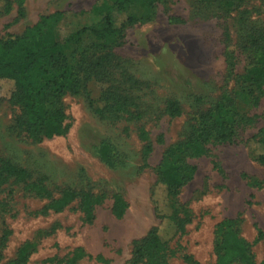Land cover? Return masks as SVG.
Masks as SVG:
<instances>
[{"label": "rangeland", "instance_id": "rangeland-1", "mask_svg": "<svg viewBox=\"0 0 264 264\" xmlns=\"http://www.w3.org/2000/svg\"><path fill=\"white\" fill-rule=\"evenodd\" d=\"M96 2L25 0L20 14L15 0H0V37L21 34L41 15L59 11L63 15L54 33L61 39L87 22ZM128 16L138 20L128 25ZM112 20L123 28L120 46L98 51L92 37L83 39L91 50L80 92L62 99L65 134L41 141L27 137L15 126L18 109L0 101V158L25 168L27 181H41L54 198L65 189L102 195L87 221L77 197L61 211L43 213L47 199L27 190L25 183L7 179L0 184L1 264L15 260L22 248L28 251L22 264H60L76 249L84 255L75 264H130L132 240L156 226L163 228L176 253L168 257L170 264H188L183 253L211 264L215 225L225 217L239 218L240 234L252 243L256 263L261 262L264 242L254 241L257 230L264 232V165L251 150L264 148L250 150L249 140L264 127V98L258 107L245 109L258 120L237 142L210 146L207 155L190 160L195 174L178 195L192 213L183 234L172 235L156 216L162 192L155 185L154 166L165 148L188 131L192 113L213 105L224 85L234 86L226 76L227 53L234 55L235 72H244L253 49L250 39L264 32V0H156L150 6L132 0L127 10L114 12ZM10 87L0 81L1 94ZM109 88L126 95L128 111L140 116H99L90 100ZM169 100L178 102L181 115L165 113ZM140 128L153 145L146 162ZM114 194L127 203L121 218L110 210Z\"/></svg>", "mask_w": 264, "mask_h": 264}, {"label": "trees", "instance_id": "trees-1", "mask_svg": "<svg viewBox=\"0 0 264 264\" xmlns=\"http://www.w3.org/2000/svg\"><path fill=\"white\" fill-rule=\"evenodd\" d=\"M24 1L15 0L20 14H23ZM144 1L150 6L156 0ZM131 3L132 0H97L87 13V22L61 39L56 38L54 33L56 23L63 15L59 11L41 15L21 34L0 37V81L11 86L7 93H0V101H7L18 109L15 126L20 132L35 141L66 133L68 125L62 99L81 90V73L85 70L87 55L91 50L89 45H83V39L92 37L98 51L120 46L124 32L123 28L114 26L112 14L127 10ZM137 20L128 16L125 23L131 25ZM251 38L253 49L242 74L235 72L233 53H227L226 76L233 79L234 86L228 88L224 85L213 105L193 112L188 131L179 141L165 148L160 162L154 166L155 185L162 192L161 201L156 200V216L166 224L172 235L183 234L192 220L190 208L178 199L181 189L192 180L196 171V166L190 160L207 155L210 146L237 142L246 129L257 123L258 115L245 109L258 107L264 98V32ZM90 105L99 116H140L128 111L129 99L115 89H106L97 98L91 99ZM165 113L177 117L182 110L176 100H169ZM138 137L143 142L141 153L146 162L153 145L144 128L139 129ZM159 140L162 141L161 137ZM249 143L250 150L264 148V127L257 130ZM251 154L259 164L264 165V151L251 150ZM9 178L25 183L27 190L47 199L41 210L43 213L48 210L61 211L77 197L84 220L90 221L95 206L102 202L101 194H78L71 189L63 190L59 197L54 198L41 181H27L29 173L25 168L0 158V184ZM126 207L125 200L114 194L110 207L112 215L121 218ZM238 224V217H225L216 223L213 243L215 258L211 264H264V259L256 263L252 243L240 234ZM162 232L163 228L156 226L141 238L133 239L129 263L170 264L168 257L176 253L169 246V237ZM6 237L7 231L2 235V246ZM260 240L264 242V232L257 230L254 242ZM83 255L80 249H76L71 257L60 264H75ZM27 256V248H22L15 260L4 264H22ZM182 258L188 264H200L188 253H183ZM2 259L0 252V264ZM96 259L102 260L100 256H96Z\"/></svg>", "mask_w": 264, "mask_h": 264}]
</instances>
